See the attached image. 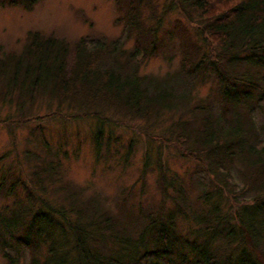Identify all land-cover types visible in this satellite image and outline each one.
Returning a JSON list of instances; mask_svg holds the SVG:
<instances>
[{
    "label": "trees",
    "instance_id": "16d2710c",
    "mask_svg": "<svg viewBox=\"0 0 264 264\" xmlns=\"http://www.w3.org/2000/svg\"><path fill=\"white\" fill-rule=\"evenodd\" d=\"M39 1L1 2L33 9ZM115 1L125 10L119 37H81L72 44L54 34L28 31L20 50L0 56V101L15 102L24 118L45 97L58 103V111L66 104L101 122H118L116 115L158 120L182 109L176 141L188 144L212 177H197L191 190L206 208L196 227L184 233L176 218H189L180 202L187 185L181 184L183 176L163 169L158 181L162 200L151 211L145 207L142 228H129L107 201L93 194L82 204L77 200L86 191L56 171L43 138L45 154L26 149V161L17 159L1 178L0 198L12 197L11 204L0 208L2 257L6 264H264V121L253 117L264 101V0H167L163 14L177 10L197 24L206 36L207 53L178 18L182 63L178 73L163 79L140 71L161 45L157 26L143 17L145 6L156 17L158 2ZM133 36L134 46L127 48ZM207 75L218 80L221 104L232 98L257 102L247 104L246 121L238 109L237 117H229L227 106L215 107L212 101L190 107L194 85ZM189 112L192 121L183 118ZM68 183L77 193L67 195L62 207L60 191ZM168 198L175 202L173 210L165 208ZM53 214L62 220V239L44 236Z\"/></svg>",
    "mask_w": 264,
    "mask_h": 264
},
{
    "label": "rangeland",
    "instance_id": "374dc122",
    "mask_svg": "<svg viewBox=\"0 0 264 264\" xmlns=\"http://www.w3.org/2000/svg\"><path fill=\"white\" fill-rule=\"evenodd\" d=\"M1 1L3 0H0V56L6 51L20 50L28 31L31 30H39L45 35L54 34L72 44L78 42L81 37L105 36L112 39L119 37L124 30L125 19L122 15L125 10H120L115 0H40L33 9H27L22 4L10 5ZM166 1L155 0L158 2V9L154 18L151 17L152 11L147 6L144 7L143 17L151 26H157V39L161 45L155 54L146 59L140 69L142 74L147 73L162 79L167 74L180 71L183 50L180 46L182 37L176 27L178 18L188 27V34L194 42L207 53L206 36L197 24L188 23L177 10L163 14ZM134 42L133 36L126 47H133ZM217 83L218 80L209 78V75L203 80L199 79L192 89L190 107L197 106L200 100L212 101L215 107L218 103L220 105L217 107L227 106L229 117H237L238 109L241 119L247 120V104L257 102L232 98L221 104L216 89ZM49 102L51 101L45 97H39L31 107L33 111L22 118V112L15 102L0 101V182L12 163L17 159L26 161V149L33 148L45 154L44 138L52 150L48 159L55 160L58 164L56 171L65 175L67 181L81 186L86 191L78 194L77 200H80L81 204L86 201L88 195L93 194L107 201V208L117 217L122 216V219L128 222L129 228L138 230L143 225L141 218L146 211L145 207L151 211L162 200L158 181L162 170L165 169L168 175L175 173L183 176L185 179L182 178L181 184L187 185L185 197L180 202L189 209L190 215L184 219L180 215L177 216V224L184 233L196 227L195 220L206 206L191 190L193 186L197 187V177L203 178L205 173L209 178L211 176L205 170L204 161L192 156V149L187 147L188 144L182 141L178 144L176 141L180 128L177 124L182 109L174 112L175 114L166 113L158 120H129L116 115L113 118L118 119V122H101L98 117L87 116L75 109L69 110L66 104H62V111H58V103ZM260 103L263 107L260 105L261 110L254 111L253 114L259 122L264 121V101ZM49 105L54 109L51 112ZM191 108L183 107L185 110ZM187 117L192 119V113L183 116ZM199 124L197 121L195 128ZM146 162L147 166L144 167ZM22 177L29 179L23 174ZM10 179L7 181L8 187ZM72 183H68L67 189L65 185L60 191L58 205L65 207L66 196L77 193L74 192L75 185ZM215 184L216 181L212 182V185ZM18 192L23 193L22 185ZM242 196L240 195L241 198ZM11 199L12 197L2 196L0 208L5 206L4 204H11ZM166 202L165 208L173 210L174 200L168 198ZM52 218L54 223H46L45 238H64L60 216L53 214ZM90 230L94 232L96 229L91 227ZM0 264H6V259L1 253Z\"/></svg>",
    "mask_w": 264,
    "mask_h": 264
}]
</instances>
